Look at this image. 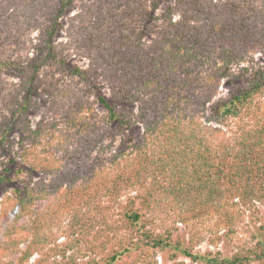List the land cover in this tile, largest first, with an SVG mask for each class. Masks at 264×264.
Returning a JSON list of instances; mask_svg holds the SVG:
<instances>
[{
    "label": "trees",
    "instance_id": "16d2710c",
    "mask_svg": "<svg viewBox=\"0 0 264 264\" xmlns=\"http://www.w3.org/2000/svg\"><path fill=\"white\" fill-rule=\"evenodd\" d=\"M257 48L264 0H0V264L55 224L45 264H264V67L232 72Z\"/></svg>",
    "mask_w": 264,
    "mask_h": 264
},
{
    "label": "rangeland",
    "instance_id": "374dc122",
    "mask_svg": "<svg viewBox=\"0 0 264 264\" xmlns=\"http://www.w3.org/2000/svg\"><path fill=\"white\" fill-rule=\"evenodd\" d=\"M79 1L75 4V9L79 5ZM72 14V13H71ZM69 14L67 17L64 18V22H68V17L71 15ZM24 22V20H22ZM19 30L21 33L25 34V36L22 37V39H25V41L28 43V47L30 48V43L36 41L38 32L37 30L31 26L27 28L28 25L19 24ZM27 28V29H25ZM67 40L66 33L64 30H62L61 35L58 38L59 42L65 43ZM71 53V52H70ZM70 60L71 63H75L79 66L85 67L87 65V61L82 58L81 56L77 54H73V52L70 54ZM250 66H262L264 67V54L261 52L260 49H253L249 54L240 62V64H234L232 67V72L238 73L240 68L242 67H248ZM228 94V85L226 84V81H222L220 84V87L218 89V93L216 98L219 97H226ZM41 100V99H40ZM47 108L46 104L42 101L39 102V105L37 108L33 109L30 113L31 123L34 126L36 122L46 113ZM52 148H57V141L53 139L52 142ZM4 186V185H2ZM1 186V188H2ZM10 187H8L9 189ZM4 189H2L0 192H3ZM2 193H0L1 195ZM45 204V201H41L38 203V207L41 208ZM260 212H264L262 208L259 210ZM260 212L257 211V215H255V212L253 213L252 210H244L241 214L244 216L241 218V222L239 224V230H238V238L242 241L250 240V235L248 229L252 230L253 226L257 227L258 223H253L255 221L256 216L260 215ZM65 228H61L59 225H52L46 227L44 229L43 233L46 236L45 241L40 245L39 249L40 251H35L31 257L28 259V261H25L23 264H45V262H51L53 259H58L56 255L53 254V249L55 247V244L57 245H63L65 243V238L63 235L65 234ZM27 243H20L19 248L23 249L25 248ZM233 245L228 246H221L220 243L216 245H210L207 243V241H203L199 246L196 247V250H199L200 252H204L205 250H213L216 247L220 248L224 253L228 252V249L232 247ZM19 251L17 252H11L8 253L6 256L2 257V261L5 264H18L19 262ZM166 257V256H165ZM170 264L168 261H164V257L161 255L159 256V263L160 264ZM177 263H183V264H190L188 259H185L182 256H178L177 259L174 261Z\"/></svg>",
    "mask_w": 264,
    "mask_h": 264
}]
</instances>
